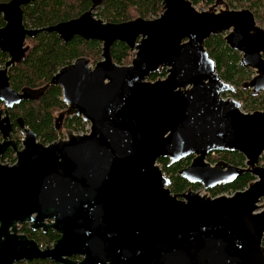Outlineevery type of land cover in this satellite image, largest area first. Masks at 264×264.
<instances>
[{
	"label": "water",
	"instance_id": "1",
	"mask_svg": "<svg viewBox=\"0 0 264 264\" xmlns=\"http://www.w3.org/2000/svg\"><path fill=\"white\" fill-rule=\"evenodd\" d=\"M34 1L0 3V52L9 58L0 69V102L11 109L58 87L65 105L59 118H80L90 128L83 135L67 130L65 139L43 145L18 120L25 133L18 150L8 111L3 118L0 112V158L8 148L16 153L12 165L0 161V264H252L264 233V206H258L264 168L257 166L264 112L243 114L221 97L234 89L220 79L204 42L228 32L224 41L241 54L240 66L255 72L245 88L263 92L264 30L253 13L229 10L223 0L206 12L189 0H162L154 20L110 24L95 19L103 0H92L75 19L26 29L22 7ZM42 32L64 43L74 37L102 42V61L92 68L76 59L43 87L17 93L8 71L25 59L26 39ZM115 42L134 51L129 66L112 62ZM161 69L166 78L149 81ZM213 152L240 153L246 169L211 166L206 159ZM189 156L179 175L205 190L243 174L256 180L231 196L173 194L157 162L173 166ZM22 224L51 229L59 239L40 249L18 234Z\"/></svg>",
	"mask_w": 264,
	"mask_h": 264
},
{
	"label": "trees",
	"instance_id": "2",
	"mask_svg": "<svg viewBox=\"0 0 264 264\" xmlns=\"http://www.w3.org/2000/svg\"><path fill=\"white\" fill-rule=\"evenodd\" d=\"M8 0H0L6 2ZM228 8L242 5L251 11L256 20L264 22V0H225ZM90 0H37L24 9L25 26L31 29H44L61 22H66L79 17L90 8ZM231 9V8H230ZM162 13V0H105L95 16L106 23L120 24L136 18L154 20ZM2 25L0 19V26ZM29 52L25 60L15 67L10 74L11 87L14 90L24 88L38 89L49 82L51 77L62 67L70 65L77 58H88L91 62L97 60L99 54L96 42H87L79 38L73 39L68 44L63 43L52 33H39L35 38L27 40ZM205 48L210 57L215 61L221 79L234 83L235 76L244 75V71L237 67L238 55L231 52L225 45L222 37H211L205 43ZM127 48L116 44L112 53L117 64L127 61ZM6 56L0 54V64ZM248 75V74H247ZM156 77L153 76L152 79ZM240 81L238 80V83ZM65 105L62 102L61 91L58 87L50 88L38 102H24L15 109L26 126L43 145H49L58 140L60 131L71 130L74 134L84 132L85 124L80 118H65L63 127L58 130L54 126V118L58 116ZM240 158V156H238ZM163 174L169 178V189L177 194L186 189V183L176 176L179 165L168 168L167 161L159 162ZM249 175L240 177L232 186L221 187L213 191V196L219 192L241 190L252 181ZM55 234L49 232L47 236L38 239L40 245H49ZM18 264H55L49 261L37 260Z\"/></svg>",
	"mask_w": 264,
	"mask_h": 264
},
{
	"label": "flooded vegetation",
	"instance_id": "3",
	"mask_svg": "<svg viewBox=\"0 0 264 264\" xmlns=\"http://www.w3.org/2000/svg\"><path fill=\"white\" fill-rule=\"evenodd\" d=\"M10 0H8V1H6V2H0V3H2V4H4V3H8ZM35 1H37V0H35ZM34 1V2H35ZM91 1L92 0H90V3H91ZM104 1L105 0H103V2L96 8V10L94 11V13H93V15H94V17H95V19H98L96 16H95V13L97 12V10L100 8V7H102L103 6V4H104ZM189 1H191V3L196 7V6H198L200 3H205V4H207L208 6V9L214 4V2H215V0H205V1H201V0H189ZM224 1V3H225V0H223ZM34 2H32V3H34ZM32 3H30L29 5H31ZM92 4V3H91ZM91 4H90V7H91ZM29 5H27V6H29ZM225 5H226V3H225ZM27 6H24V7H22V11H23V23H24V9H25V7H27ZM227 6V5H226ZM227 8H228V6H227ZM217 10H219L218 8H217ZM230 10V9H229ZM86 12V11H85ZM84 12V13H85ZM199 12H206V11H199ZM83 14V13H82ZM81 14V15H82ZM255 17V16H254ZM0 19H1V22H2V25L0 26V29L1 28H3L4 27V21H3V19H2V16L0 15ZM101 20V19H100ZM69 21V20H68ZM255 21H256V24L258 25V23H257V20H256V18H255ZM104 22V21H103ZM62 23V22H61ZM104 23H106V22H104ZM110 24H112V23H110ZM24 26H25V23H24ZM259 26V25H258ZM51 27V26H50ZM260 27V26H259ZM25 28L26 29H31V28H28V27H26L25 26ZM261 28V27H260ZM38 29H40V28H38ZM264 30V29H263ZM45 33V32H44ZM228 34V32H225V33H222L221 35H218V36H211V37H222V39L224 40V37L226 36ZM57 37V36H56ZM210 37V38H211ZM58 38V37H57ZM75 38H79V37H74L73 39H75ZM29 38H27L26 39V44H27V40H28ZM59 39V38H58ZM72 39V40H73ZM80 39V38H79ZM72 40H70L69 42H71ZM82 40V39H81ZM83 41H85V40H83ZM208 41V39L204 42V47H205V43ZM68 42V43H69ZM87 42H96L97 44H98V48H99V54H98V57H97V60L95 61V62H91L88 58H84V59H87L88 60V62H89V66L90 67H94L98 62H101L102 61V49H103V43L102 42H99V41H87ZM64 43V42H63ZM68 43H65V44H68ZM224 43H225V41H224ZM116 44H122V43H120V42H115V43H113L112 44V46H111V58H112V62L115 64V65H117V66H129L130 64H131V62H132V60H133V57H134V51H131L128 47H126L124 44H122L125 48H127V53H128V55H127V57L129 58V61L127 62H123V63H121L120 65L119 64H117L116 62H115V60H114V56H113V53H112V50H113V47H114V45H116ZM225 45H226V43H225ZM27 46V45H26ZM28 48H29V46H27ZM226 47L231 51V52H233V53H235V54H237L238 55V62H237V67L238 68H240L241 70H243L244 71V75H239V77H237V76H235V80L236 79H238L240 82L238 83V80H236L234 83H231V82H226V81H223L222 79H221V76H220V73L218 72V70H217V66H216V70H217V72H218V74H219V77H220V79L224 82V83H226V84H228L231 88H233L234 89V91H232V92H230V91H228V92H225V93H223L222 95H221V97L224 99V100H228V99H230V100H233L234 102H236V103H238L239 104V111L241 112V113H243V114H249V113H253V112H264V91L263 92H260V93H258V94H253L252 93V91L251 90H249V89H247V88H245V85L248 83V82H250L254 77H255V72L253 71V70H251V69H247V68H244V67H242V66H240V60H241V54L240 53H238V52H236V51H233V50H231L227 45H226ZM206 49V48H205ZM28 52H29V50H28ZM27 52V53H28ZM0 54H4L5 56H6V59H4V61H3V63L2 64H0V69H3L4 68V65H5V63L9 60V58H8V56H7V54H5V53H1L0 52ZM209 54V53H208ZM27 55V54H26ZM210 56V55H209ZM26 58V57H25ZM127 58V59H128ZM77 59H79V58H77ZM25 60V59H24ZM23 60V61H24ZM22 61V62H23ZM75 61V60H74ZM73 61V62H74ZM21 62V63H22ZM72 62V63H73ZM20 63V64H21ZM71 63V64H72ZM20 64H17V65H14V66H12L10 69H9V71H8V77H9V84H10V87H11V82H10V74H11V72H12V70L15 68V67H17V66H19ZM216 64V63H215ZM248 74V75H247ZM156 75V77L154 78V79H152V77L153 76H155ZM166 76H167V72H166V69H161L160 71H158L157 73H155V74H153L151 77H150V79H149V81H151V82H154V81H156V80H164L165 78H166ZM11 89H12V87H11ZM13 91H15V92H17V93H19V92H21V90H19V91H17V90H14V89H12ZM39 101V100H38ZM38 101H36V102H38ZM22 103H24V102H22ZM22 103H20L19 105H17V106H14L13 108H11V109H7L4 105H3V103H1L0 102V112H2V118L4 117V112H5V110H7L8 111V115H9V118H10V121H11V123H12V126H13V131L11 132V139L14 141V142H16V145H17V149L19 150L20 148H21V142H22V140L24 139V137H25V133H24V130H21V129H19L18 128V124H17V121L18 120H22L23 122H24V120H23V118L19 115V114H15V109L16 108H18ZM35 103V102H34ZM66 118H68V117H66ZM71 118H76V117H71ZM70 118V119H71ZM64 119L65 118H59V115L58 116H56L55 118H54V126H55V128H57L58 130H61L62 129V127H63V123H64ZM83 122V121H82ZM24 124H25V122H24ZM83 124H86V123H84L83 122ZM25 126H26V124H25ZM89 126H90V124H89ZM26 128L27 129H29L27 126H26ZM20 132H23V135H24V137H23V139L22 140H20ZM17 133H18V135H17ZM37 137V136H36ZM2 141V139H1V135H0V142ZM238 156H240V158H238ZM15 157H16V153L14 152V151H12V149L11 148H8L6 151H5V153L3 154V156L0 158V161H1V163L2 164H10V165H12L14 162H15ZM215 158V161H213V159L212 158ZM193 158H194V156H189V157H187V158H185V159H183V160H181L179 163H177V164H175V165H173V166H169L168 165V160H166V159H160V160H158V164L160 165V167L162 166L159 162L161 161V160H166L167 161V167L168 168H172V167H175L176 165H179V168H178V170H177V172H176V176L177 177H179L180 179H182L181 177H180V175H179V172L180 171H182V170H184L185 168H187L188 166H189V164L192 162V160H193ZM206 162L208 163V164H210L211 166H214L215 164H217V163H225V164H227V165H229V166H231V167H234V168H238V169H246V167H245V164H246V159L240 154V153H238V152H213V153H211V154H209L208 156H207V159H206ZM257 166L258 167H260V168H264V153H262L260 156H259V158H258V162H257ZM161 170H162V167H161ZM164 175V174H163ZM244 175H249V176H251L252 178H253V180L252 181H250L248 184H247V186L245 187V188H243V189H241V190H231V189H228V190H226V191H222V192H219V193H217L216 194V196L214 195L213 196V191H215V190H217L218 188H221V187H230V186H232L240 177H242V176H244ZM240 177H238L234 182H232V183H230V184H227V185H220V186H217V187H215L214 189H210V190H205L201 185H199V184H190V183H188L186 180H184V179H182V181H184L185 183H186V189L185 190H183L182 192H179V193H177V194H182V193H185L187 190H191V191H193V192H195V193H198V194H200V195H208V196H210V197H218V196H226V195H233L234 193H236V192H241V191H244V190H246L247 189V187H248V185L250 184V183H252V182H254L255 180H256V178L255 177H253L251 174H243V175H241ZM169 179V178H168ZM170 184H171V181H170ZM264 200V198L261 200V202L258 204V206L260 207V206H264V203L262 202ZM50 223H47V225H49ZM49 232H52V233H54L55 234V238L52 240V242L49 244V245H40L39 243H38V239H40L41 237H45V236H47V234L49 233ZM18 234L19 235H24V236H26L29 240H32V241H35L37 244H38V246H39V248L40 249H45V248H47V247H52V245L54 244V242H56L58 239H59V234H57L56 232H54L53 230H51V229H49V230H47L46 232H43L42 230H36V231H33L31 228H30V226H29V224H22V225H19L18 226ZM255 247V246H254ZM251 258H252V261H251V263L252 264H264V233H263V235H262V237H261V240H260V242H259V245L258 246H256V250L252 253V256H251ZM73 260H78V258H73ZM21 263H24V262H21ZM16 264H18V263H16Z\"/></svg>",
	"mask_w": 264,
	"mask_h": 264
},
{
	"label": "rangeland",
	"instance_id": "4",
	"mask_svg": "<svg viewBox=\"0 0 264 264\" xmlns=\"http://www.w3.org/2000/svg\"><path fill=\"white\" fill-rule=\"evenodd\" d=\"M225 3H226V1H225ZM208 5L207 4H205V3H200L198 6H196L195 8L198 10V11H207L208 10V7H207ZM231 8V9H230ZM229 9L230 10H235V11H239V10H244L245 8H243L242 7V5H234V7H230ZM218 9L219 10H224L225 9V7L224 6H220V7H218ZM257 23H258V25L262 28V29H264V22H262V21H260V19H258L257 20ZM27 46H29L28 44H26ZM129 61V58L127 59V62ZM90 128V126H89V124L88 123H86L85 124V129H84V132L83 131H81V133L80 134H76V135H83V134H86L87 132H88V129ZM65 132L66 131H63V130H61L60 131V134L58 135V139H65ZM17 135H18V133H17ZM21 136V135H20ZM212 158V157H211ZM213 159V161H215V158H212ZM159 165V164H158ZM160 166V165H159ZM165 176V175H164ZM166 177V176H165ZM167 178V177H166ZM225 196V195H224ZM263 203H264V200L262 201Z\"/></svg>",
	"mask_w": 264,
	"mask_h": 264
},
{
	"label": "built area",
	"instance_id": "5",
	"mask_svg": "<svg viewBox=\"0 0 264 264\" xmlns=\"http://www.w3.org/2000/svg\"><path fill=\"white\" fill-rule=\"evenodd\" d=\"M88 132H89V129H88ZM88 132H87V133H88ZM87 133H86V134H87ZM20 135H21V136H20V140H22L23 137H24L23 132H20ZM226 196H230V195H226Z\"/></svg>",
	"mask_w": 264,
	"mask_h": 264
}]
</instances>
